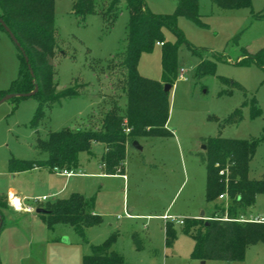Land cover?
I'll return each mask as SVG.
<instances>
[{"label":"rangeland","instance_id":"rangeland-1","mask_svg":"<svg viewBox=\"0 0 264 264\" xmlns=\"http://www.w3.org/2000/svg\"><path fill=\"white\" fill-rule=\"evenodd\" d=\"M75 1L55 2L61 51L53 63L57 91L74 89L79 94L45 105L38 128L30 125L39 107L37 96L0 105V196L6 197L0 201V264H83L94 246L106 242L111 243L110 251L122 256L123 264H264L263 241L250 243L243 261L193 258L195 242L180 224L202 211L210 215L228 208L222 200H206L207 168L198 156L206 151L204 139L256 140L248 176L252 180L264 177V69L254 62L240 63L245 59L244 50L256 53L264 47V18L259 17L264 13V0H251L239 9L198 0L197 19L183 16L177 20L183 40L164 30L165 42L177 44L178 50L168 132L141 138V149L128 147L125 182L96 175L103 173L99 145L92 154L80 153L71 177L47 167L13 173L12 160L46 157L37 149L39 139L66 129L99 130L107 111H124L127 97L121 66L107 69L106 65L126 48L130 16L125 3L110 25L97 12L83 19L76 17ZM144 1L157 15L174 14L178 5V0ZM162 55L159 44L142 54L139 74L162 81ZM20 68L18 48L0 27V92L11 88ZM225 184L227 190L228 182ZM9 190L24 198L23 202L14 194L22 210L10 203ZM74 194L93 199L101 220L98 225L80 232L68 224L50 226L36 213L38 208L45 210L47 202ZM128 207L133 208L131 218L125 214ZM27 208L32 214H24ZM255 216L264 217V194L241 215L246 219ZM168 222L176 235L172 246L166 244Z\"/></svg>","mask_w":264,"mask_h":264},{"label":"trees","instance_id":"trees-1","mask_svg":"<svg viewBox=\"0 0 264 264\" xmlns=\"http://www.w3.org/2000/svg\"><path fill=\"white\" fill-rule=\"evenodd\" d=\"M211 1L225 9H239L251 2ZM55 2L56 0H0V18L15 35L29 59L26 62L18 49L21 60L19 77L7 92H0V100L7 94H27L38 86L39 91L35 96L39 98V107L30 124L33 128H38L45 117V105L79 94L74 89L57 91L53 59L61 49L56 38ZM123 2L130 16L126 48L106 65L107 69L121 66L123 89L127 97L123 113L118 112L119 108L107 111L99 130L78 128L50 133L46 139H39L37 142L39 153L46 157L35 161L12 160L11 172H25L39 167L73 171L78 165L80 153L92 154L94 146L98 144L102 146L100 157L104 173L122 174L129 146L141 138L168 132L166 126L170 112V92H166L164 87L166 84L173 87L176 80L178 50L177 44L165 42L164 30L173 32L178 41L183 40L177 20L183 16L197 19L198 0H178L177 9L171 15L151 13L144 0H76L73 14L83 19L97 12L111 25ZM259 17L264 18V13ZM0 27L3 28L1 24ZM158 43H163L162 81L145 78L138 71L142 54L152 52ZM244 52L245 59L240 63L254 62L264 69V47L256 53L247 50ZM258 113L259 110L255 114ZM202 142L206 151L198 153V156L207 168L206 200L210 203L217 202L219 196L227 192L229 203L227 209L222 207L220 211H214L209 220L192 219L184 222L185 234L195 242L192 257L200 260L243 261L246 247L250 243L264 242V222L240 221L242 213L255 205L257 196L264 194V177L252 180L248 176L249 161L255 153L257 141L217 137L204 139ZM226 167L229 170L227 178L219 174ZM5 198L0 196V201ZM223 202L225 204L224 200ZM45 210L47 212L40 215L48 220L50 226L63 223L80 232L101 221L98 215L92 214L93 199L88 201L78 194L69 199L47 202ZM0 218L3 219L1 209ZM165 237L167 246H172L176 235L169 227V222ZM110 244L106 242L94 246L92 254L84 257L83 264H123L122 256L110 251Z\"/></svg>","mask_w":264,"mask_h":264},{"label":"water","instance_id":"water-1","mask_svg":"<svg viewBox=\"0 0 264 264\" xmlns=\"http://www.w3.org/2000/svg\"><path fill=\"white\" fill-rule=\"evenodd\" d=\"M0 24L3 26V28L5 29V31L9 34V36L11 37V39L13 40V42L15 43L16 47L22 52V54L24 55L25 57V60L26 62L29 61L27 55L25 54L23 48L21 47L20 43L18 42V40L16 39L15 35L12 33V31L7 27V25L4 23V21L0 18ZM33 75V74H32ZM172 89V86L169 85V84H166L165 87H164V90L166 92H170ZM39 91V88L38 86L35 87V89L27 94H7L5 97H3L1 100H0V105L3 104L4 102L8 101V100H11L15 97H23V98H28V97H32V96H35L37 94V92ZM133 146L135 147H138L139 149H141V147L139 146V143L138 141H135L133 143ZM206 147H204L205 149ZM47 211L42 209V208H38L36 209V213L37 214H43V213H46ZM201 219H204V220H209V219H206L204 217V213H201V216H200ZM2 226H3V219L0 218V232H1V229H2Z\"/></svg>","mask_w":264,"mask_h":264},{"label":"crops","instance_id":"crops-1","mask_svg":"<svg viewBox=\"0 0 264 264\" xmlns=\"http://www.w3.org/2000/svg\"><path fill=\"white\" fill-rule=\"evenodd\" d=\"M98 144H96L95 146H97ZM94 146V147H95ZM100 146V148H101V152H102V146L101 145H99ZM101 155V154H100ZM34 169H36V168H34ZM33 170V169H32ZM31 171V170H30ZM52 171H54V170H52ZM102 171H103V169H102ZM55 172V171H54ZM55 173H57V172H55ZM96 175H100V176H103V177H114V178H119V179H122V180H124V182L126 181V178H127V175L125 174V172H123L122 174H116V175H106L105 173H104V171H103V173H100V174H96ZM71 177V176H70ZM125 177V178H124ZM15 194V195H18V193L16 192V190H9L8 192H7V196L10 194ZM19 197H20V195H18ZM22 200H23V202H24V198L23 197H20ZM257 199H258V196H257ZM257 199H256V202H257ZM30 205V204H29ZM252 208V207H251ZM29 209H33V207H29ZM28 208H27V212H25L24 214H32V212H31V210H29ZM249 210H250V208H248ZM34 210V209H33ZM132 211H133V208H130V207H128V212L130 213H132ZM214 211H212V212H210V215H206V212L205 211H202L201 213H204V217L205 218H209L211 215H212V213H213ZM251 212V211H250ZM201 213H200V215L199 216H196L197 218H195V219H201L200 218V216H201ZM92 214H94V215H97V213L93 210V212H92ZM252 214V213H251ZM242 219H245V220H251V221H255V220H263V222H264V217H259V216H255L254 218H250V219H246V218H243V217H241Z\"/></svg>","mask_w":264,"mask_h":264},{"label":"built area","instance_id":"built-area-1","mask_svg":"<svg viewBox=\"0 0 264 264\" xmlns=\"http://www.w3.org/2000/svg\"><path fill=\"white\" fill-rule=\"evenodd\" d=\"M158 44L159 45H162L163 43H158ZM182 72H183V70H182ZM217 166H219V164H217ZM53 170L55 172H57L58 174L64 175V176H67V177H70V176L73 175L72 171H62V170H59L58 168H54ZM219 174H220V176H225L227 178L228 177V174H229L228 167H226L225 169H221L219 171ZM9 198L11 199V195L10 194H9ZM219 200H222V201L224 200L226 207H228L229 198H228V193L227 192H225L224 194L220 195L219 196ZM125 214H126V216L128 218H131L132 217V215L130 213H128V212H126ZM206 219H210V218H206ZM225 219H227V218H225ZM240 221H251V220L241 219ZM254 222H263V220H255ZM180 224H184V221H180Z\"/></svg>","mask_w":264,"mask_h":264},{"label":"clouds","instance_id":"clouds-1","mask_svg":"<svg viewBox=\"0 0 264 264\" xmlns=\"http://www.w3.org/2000/svg\"><path fill=\"white\" fill-rule=\"evenodd\" d=\"M10 203L12 204L13 207H15V209L17 211L21 210V201L19 200V198H15L14 200H10Z\"/></svg>","mask_w":264,"mask_h":264},{"label":"bare ground","instance_id":"bare-ground-1","mask_svg":"<svg viewBox=\"0 0 264 264\" xmlns=\"http://www.w3.org/2000/svg\"><path fill=\"white\" fill-rule=\"evenodd\" d=\"M15 198H16V197H15L14 194L12 193V194H11V199L14 200ZM21 210H22V208H21Z\"/></svg>","mask_w":264,"mask_h":264}]
</instances>
